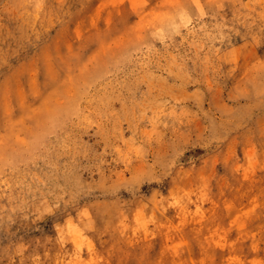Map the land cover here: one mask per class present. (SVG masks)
<instances>
[{
    "label": "rangeland",
    "instance_id": "obj_1",
    "mask_svg": "<svg viewBox=\"0 0 264 264\" xmlns=\"http://www.w3.org/2000/svg\"><path fill=\"white\" fill-rule=\"evenodd\" d=\"M0 264H264V0H0Z\"/></svg>",
    "mask_w": 264,
    "mask_h": 264
}]
</instances>
